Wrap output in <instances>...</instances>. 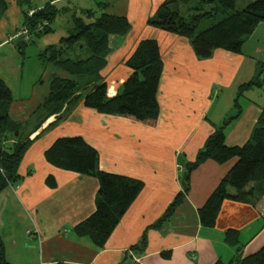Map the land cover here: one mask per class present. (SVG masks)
I'll list each match as a JSON object with an SVG mask.
<instances>
[{"label":"crops","instance_id":"obj_1","mask_svg":"<svg viewBox=\"0 0 264 264\" xmlns=\"http://www.w3.org/2000/svg\"><path fill=\"white\" fill-rule=\"evenodd\" d=\"M65 1L46 3L56 6ZM163 1L108 0L109 6L104 11L125 17L131 26L126 35L109 37L110 53L102 73L108 97L116 95L130 74L124 62L136 44L142 39H155L159 44L163 71L157 92L156 125L149 127L99 114L79 101L51 128L44 130L57 116L50 117L34 131L32 113L48 93L49 83L53 77L67 75L41 65L38 55L46 47L31 52L35 58L25 64L23 55L28 45L20 54L18 39L13 38L22 26L25 10L17 0H0V51H9L0 59V78L14 96L10 117L24 124L25 135L33 140L18 168L19 178L4 189L7 192L5 206L0 208L4 216L0 236L7 262L215 264L220 261L227 264L236 252L223 240L229 229L239 232L242 257L264 246V195L255 205L225 200L213 228L199 223L198 209L233 166L234 159L223 165L208 160L194 169L189 174L183 204L163 229H149L182 191L181 165L193 161L214 127L234 114L233 99L238 86L253 78L260 63L262 85L241 97L242 114L227 128L225 144L243 145L264 107V22L259 23L239 54L218 49L211 58L198 60L187 39L146 24ZM44 5L28 8L40 9ZM10 25L14 27L12 33ZM251 39L255 40L249 45ZM15 53L22 56L20 61H14ZM75 136L82 137L98 152L101 171L143 183V189L102 249H97L87 237H77L73 231L95 211L97 179L57 169L44 159V152L56 139ZM166 251L168 258L161 255Z\"/></svg>","mask_w":264,"mask_h":264},{"label":"trees","instance_id":"obj_2","mask_svg":"<svg viewBox=\"0 0 264 264\" xmlns=\"http://www.w3.org/2000/svg\"><path fill=\"white\" fill-rule=\"evenodd\" d=\"M17 1L21 6L24 2H29ZM192 1L164 0L146 24L187 39L198 60L211 58L213 52L218 49L239 54L259 23L264 22V0H194V6L189 7ZM108 6L107 2L98 4L99 9L103 11L98 17H95L92 10L81 11L80 16L72 15L68 36L62 37L58 45H50L39 53L38 58L43 67L51 66L65 73L67 77L52 78L48 93L32 113L35 119L34 131L50 117L57 116L44 130L51 128L67 115L80 98L86 108L99 114L122 117L149 127L156 125L159 117L157 92L163 62L161 49L155 39H142L136 44L124 62L130 74L115 96H107L108 86L103 81L102 73L110 53L109 37H122L131 28L125 17L104 13ZM29 10H34L31 17L27 14ZM68 11L69 9L58 8L51 3H46L40 9L29 8L23 11L22 25L30 27L31 30L43 22H47L48 26L34 34L29 42L18 39L19 53L23 54L24 47L35 39L54 31L52 23L56 17ZM202 20L214 23L197 33ZM262 70L263 64L260 63L253 78L238 86L233 99L234 114L214 127V131L198 150L187 171L186 187L189 174L205 161L211 160L223 165L235 160L204 205L198 209L202 227L215 226L225 200L255 205L264 195V107L249 139L243 145L229 147L225 144L227 128L242 114L241 97L245 92L261 87ZM73 96L75 97L72 104L63 112L65 104ZM13 101L11 89L0 78V193L19 178L18 168L33 141L25 135L24 124L10 117ZM44 159L57 169L97 179L99 189L95 211L75 226L73 231L77 237H87L97 249H102L143 189V183L101 171L98 152L79 136L56 139L44 152ZM181 169L179 177H182L184 172V164ZM47 182L54 186L50 179H47ZM230 190H233V193ZM187 192L188 188L177 193L163 215L149 229H163L183 204ZM223 240L225 244L236 249L235 255L227 264H264V246L256 253L242 257L238 231L227 230ZM141 241L144 245L145 238ZM132 249L137 250L136 247ZM4 250L0 236V264H11L6 261ZM161 255L168 258L169 251ZM215 264L223 263L218 261Z\"/></svg>","mask_w":264,"mask_h":264},{"label":"rangeland","instance_id":"obj_3","mask_svg":"<svg viewBox=\"0 0 264 264\" xmlns=\"http://www.w3.org/2000/svg\"><path fill=\"white\" fill-rule=\"evenodd\" d=\"M48 1L49 0H29V2H28L29 4L27 2L23 3L22 9L28 10L29 9L28 7H40ZM107 1L108 0H66L63 3L57 4L56 6L58 8H61L63 6L64 8L69 9V11L64 13V14L61 13V15L56 17L55 21L52 23V28L54 29V31H51L50 33H47V34L41 36L40 38L35 40L34 44H30L26 47V49H25L26 51H24V55H23L25 57V59H24L26 62L25 64L31 63V59L33 60L35 58V55L31 56V52H34V50L40 52V50H43V48L47 47V45H58L59 41L62 37L68 36V30L71 28V17H72V15L80 16L81 11L92 10L95 14V17H97L103 12L102 10L99 9L98 4L104 3ZM194 4H195V1L193 0L189 4V7L194 6ZM0 21H1V18H0ZM87 22H89V21H87ZM212 23H214V21L202 20V22L198 25V28L196 30L197 33L199 31L209 27ZM13 28L14 27L12 25H10V29H9L10 33L13 32V30H14ZM254 40L255 39H251L250 43H248V44L251 45L254 42ZM29 51H30V55H29ZM3 53H4V55H8L9 51H7V50L4 52L0 51V59H2ZM16 56H18L17 53H15L14 61H16V60L20 61L22 56L21 55H20L21 57L18 56L17 59H16ZM26 72L27 71L25 70V74H26ZM30 75H31V73H30ZM27 76H28V74L26 75V77ZM260 80L262 81V76H260ZM35 81H36V78H35ZM80 100H81V98L78 101H80ZM76 104L77 103H75L74 105H76ZM223 105H225V103H223ZM227 117H229V116H226V118ZM3 191L0 193V208H1V206L3 208L5 206V198H6L5 196H6L7 191L6 190L4 192ZM2 210L3 209H0V213H1L0 223H2L3 219H4V216L2 215ZM17 223L21 224L20 221H18Z\"/></svg>","mask_w":264,"mask_h":264},{"label":"built area","instance_id":"obj_4","mask_svg":"<svg viewBox=\"0 0 264 264\" xmlns=\"http://www.w3.org/2000/svg\"><path fill=\"white\" fill-rule=\"evenodd\" d=\"M27 14L29 17H31L34 14V10H29ZM47 26H48V23L43 22L41 24L36 25V27H34V29L31 30L30 27L26 25L25 26L22 25L13 38L21 39L23 42H29L34 37V34L40 32Z\"/></svg>","mask_w":264,"mask_h":264},{"label":"water","instance_id":"obj_5","mask_svg":"<svg viewBox=\"0 0 264 264\" xmlns=\"http://www.w3.org/2000/svg\"><path fill=\"white\" fill-rule=\"evenodd\" d=\"M74 97H75V96H73V97H72V98H71V99L65 104V108L63 109V112L65 111L66 107H68V106H70V105L72 104V102H73V100H74ZM190 165H191V162H187V163L184 165V172H183V174H182V178H181V187H182V190H184V191L187 189V187H186V183H185V178H186V176H187V171H188Z\"/></svg>","mask_w":264,"mask_h":264}]
</instances>
